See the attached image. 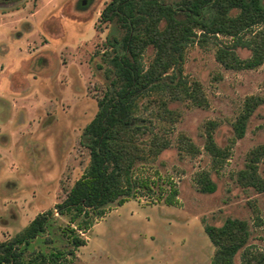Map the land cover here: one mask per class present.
<instances>
[{
    "label": "rangeland",
    "instance_id": "374dc122",
    "mask_svg": "<svg viewBox=\"0 0 264 264\" xmlns=\"http://www.w3.org/2000/svg\"><path fill=\"white\" fill-rule=\"evenodd\" d=\"M110 1L0 3V242L22 234L45 213V230L28 246H20L24 260L61 252L56 264H211L216 249L204 227L238 219L248 224L249 239L234 264H258L264 256V193L240 186L237 174L250 152L264 144V60L254 69L222 67L215 53L227 49L231 37L217 35L184 50L180 75L189 88L200 84L206 106L167 99L165 108L174 118L169 122L156 118L163 98L138 100L136 125L145 130L135 134L134 143L147 155L153 135L167 142L158 156L137 161L132 170L133 178L149 181L154 193L136 194L121 206L111 204L101 218L90 216L87 230L78 228L83 217L71 223V214L58 213L57 205L87 170L84 130L97 113L98 101L111 89L109 60L115 52L123 53L124 30L116 21H101ZM160 1L176 8L181 0ZM260 4L264 7V0ZM202 14L207 20L212 12ZM234 51L241 60L250 58L245 47ZM153 58L154 50L147 47L141 56L143 69ZM175 70L168 75H176ZM249 98L263 101L248 118L243 138L237 139L233 125ZM207 133L227 152L217 167L205 150ZM180 136L192 147L180 150ZM257 170L264 175V160ZM204 174L215 184L214 193L200 191L197 180ZM170 183L177 190L175 206L157 197L158 189L166 196ZM69 228L83 246L70 244L63 233Z\"/></svg>",
    "mask_w": 264,
    "mask_h": 264
},
{
    "label": "trees",
    "instance_id": "16d2710c",
    "mask_svg": "<svg viewBox=\"0 0 264 264\" xmlns=\"http://www.w3.org/2000/svg\"><path fill=\"white\" fill-rule=\"evenodd\" d=\"M206 9L212 12L207 20L202 14ZM232 10L238 13L230 16ZM100 17L105 23L116 21L124 30L121 38L123 53L115 52L109 60L114 75L111 89L106 90L98 101L97 113L84 130L90 156L87 170L56 207L60 215L71 214V223L83 217L78 224L82 230L91 226L90 216L101 218L111 204L121 206L136 194L154 193L149 181L133 178L132 170L137 161L158 156L167 147V142L153 135L147 155L134 143L135 134H143L142 130H145L136 125V117L140 115L139 99L150 95L163 98L164 101L158 104L156 118L169 122L174 118L165 108L167 99L188 100L198 108L206 106L200 84L193 83L189 88L180 75L188 45L195 42L203 45L217 35L231 37V45L227 49L218 48L215 53L217 62L227 70L254 69L264 60V7L260 0H181L176 8L166 6L160 0H111ZM147 47L154 50V58L148 68L143 69L141 56ZM237 47L248 49L250 58L241 60L234 51ZM174 69L177 74L168 75ZM262 101L260 98L246 100L242 114L233 125L235 138H243L248 118ZM148 104L149 101L145 103ZM178 146L180 150H187L192 144L180 136ZM205 150L215 167L227 156L226 151L216 146L210 133L206 136ZM262 160L264 144L247 156L246 166L237 174L240 186L264 193V175H259L257 170ZM197 183L202 193L215 192L216 186L207 174ZM158 190L159 201L168 206L176 205L177 190L172 183L165 197L161 195L163 190ZM46 218L45 213L37 215L22 234L9 242H0V264H56L63 253L48 256L38 253L24 260V249L20 247L28 246L45 230ZM204 232L216 249L211 264H234L236 254L246 248L249 239L248 224L238 219H227L220 227L205 226ZM63 233L74 248L85 244L74 229H66ZM263 262L264 256L260 255L258 264Z\"/></svg>",
    "mask_w": 264,
    "mask_h": 264
},
{
    "label": "flooded vegetation",
    "instance_id": "af4514ba",
    "mask_svg": "<svg viewBox=\"0 0 264 264\" xmlns=\"http://www.w3.org/2000/svg\"><path fill=\"white\" fill-rule=\"evenodd\" d=\"M8 1H13V0H0V3H6Z\"/></svg>",
    "mask_w": 264,
    "mask_h": 264
}]
</instances>
